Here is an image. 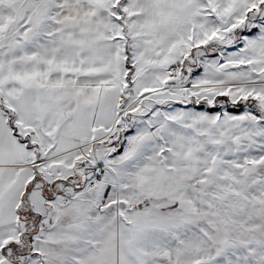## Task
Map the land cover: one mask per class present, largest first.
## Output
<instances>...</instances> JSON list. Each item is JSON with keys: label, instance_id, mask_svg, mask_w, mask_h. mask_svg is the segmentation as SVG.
Returning a JSON list of instances; mask_svg holds the SVG:
<instances>
[{"label": "snow or ice", "instance_id": "snow-or-ice-1", "mask_svg": "<svg viewBox=\"0 0 264 264\" xmlns=\"http://www.w3.org/2000/svg\"><path fill=\"white\" fill-rule=\"evenodd\" d=\"M0 264H264V0H0Z\"/></svg>", "mask_w": 264, "mask_h": 264}]
</instances>
